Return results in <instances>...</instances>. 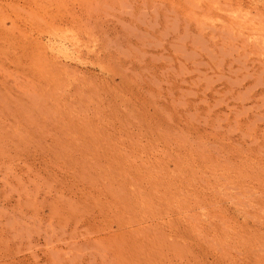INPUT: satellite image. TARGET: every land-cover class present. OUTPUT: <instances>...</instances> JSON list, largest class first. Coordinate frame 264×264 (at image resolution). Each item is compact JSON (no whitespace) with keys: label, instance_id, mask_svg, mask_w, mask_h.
Masks as SVG:
<instances>
[{"label":"rangeland","instance_id":"374dc122","mask_svg":"<svg viewBox=\"0 0 264 264\" xmlns=\"http://www.w3.org/2000/svg\"><path fill=\"white\" fill-rule=\"evenodd\" d=\"M0 264H264V0H0Z\"/></svg>","mask_w":264,"mask_h":264}]
</instances>
